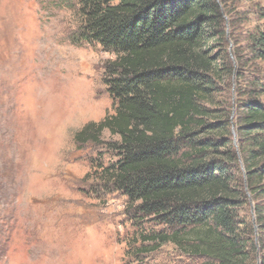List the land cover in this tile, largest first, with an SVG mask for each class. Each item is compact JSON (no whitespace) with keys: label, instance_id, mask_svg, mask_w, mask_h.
I'll return each mask as SVG.
<instances>
[{"label":"trees","instance_id":"obj_1","mask_svg":"<svg viewBox=\"0 0 264 264\" xmlns=\"http://www.w3.org/2000/svg\"><path fill=\"white\" fill-rule=\"evenodd\" d=\"M77 2L76 39L114 55L113 112L74 141L114 154L90 174L155 226L136 264H264V1Z\"/></svg>","mask_w":264,"mask_h":264},{"label":"rangeland","instance_id":"obj_2","mask_svg":"<svg viewBox=\"0 0 264 264\" xmlns=\"http://www.w3.org/2000/svg\"><path fill=\"white\" fill-rule=\"evenodd\" d=\"M80 25L77 0H0V264H136L137 234L155 228L90 174L114 154L74 141L113 112L114 55L76 39ZM173 255L164 245L139 260Z\"/></svg>","mask_w":264,"mask_h":264}]
</instances>
